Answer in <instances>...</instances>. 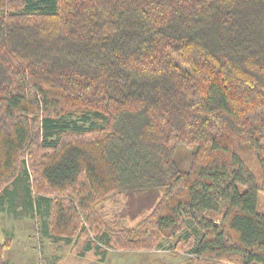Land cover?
<instances>
[{
    "label": "trees",
    "instance_id": "1",
    "mask_svg": "<svg viewBox=\"0 0 264 264\" xmlns=\"http://www.w3.org/2000/svg\"><path fill=\"white\" fill-rule=\"evenodd\" d=\"M15 183L80 256L264 264V0H0V205ZM158 188L134 226L107 219Z\"/></svg>",
    "mask_w": 264,
    "mask_h": 264
},
{
    "label": "rangeland",
    "instance_id": "2",
    "mask_svg": "<svg viewBox=\"0 0 264 264\" xmlns=\"http://www.w3.org/2000/svg\"><path fill=\"white\" fill-rule=\"evenodd\" d=\"M187 151L190 150L180 147L177 158L180 159V155L185 158ZM179 165L182 170H185L189 167V162L185 158L179 162ZM31 179L32 173L29 175V180ZM21 184L9 185L11 190L16 188V197L13 202L10 203L6 199L0 205L2 207L0 208V255L10 264H186L190 258V254L185 250L173 251L166 244L151 250L108 248L102 262L93 251L80 256L79 252L87 236L84 234L76 236V233L72 236L70 243H58L59 241H54L50 234L46 235L41 225L43 214L24 207V192ZM38 194L32 189L34 198ZM42 194L49 198L57 196L50 191ZM161 194L162 190L159 188L144 193L112 194L105 201L107 219L112 223L132 227L149 214ZM257 209L264 213V191L259 194Z\"/></svg>",
    "mask_w": 264,
    "mask_h": 264
},
{
    "label": "crops",
    "instance_id": "3",
    "mask_svg": "<svg viewBox=\"0 0 264 264\" xmlns=\"http://www.w3.org/2000/svg\"><path fill=\"white\" fill-rule=\"evenodd\" d=\"M62 241H59L58 243H61Z\"/></svg>",
    "mask_w": 264,
    "mask_h": 264
}]
</instances>
